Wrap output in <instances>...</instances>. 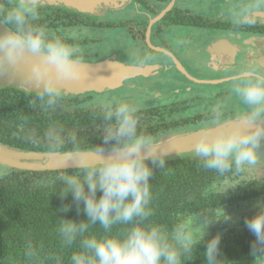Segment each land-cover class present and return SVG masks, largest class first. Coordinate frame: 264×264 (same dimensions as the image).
Instances as JSON below:
<instances>
[{
    "label": "clouds",
    "instance_id": "9594fccd",
    "mask_svg": "<svg viewBox=\"0 0 264 264\" xmlns=\"http://www.w3.org/2000/svg\"><path fill=\"white\" fill-rule=\"evenodd\" d=\"M229 2L227 41H238L251 58L257 52L246 30L264 16V0ZM44 7V0H0V75H18L34 93L49 122L42 129L21 124L14 134L47 148L50 162L55 158L58 165L54 182L60 185V196L72 198V204L64 205L62 211L75 205L86 216L83 220L60 219L62 246L77 248L69 264H186L204 241L208 227L231 217L219 216L215 209L200 213L206 232L199 239L193 237L191 215H178L168 227L150 219L154 216L150 181L157 169L166 167L169 150L144 129L142 106L134 98L98 100L93 134L100 143L96 145L86 143L77 129L52 119L69 91L66 84L89 79L91 71L84 67L82 49L41 22ZM126 52L136 64L151 59L140 49ZM229 96L236 97L241 107L225 119V101L212 104L195 133L194 157L202 168L220 177H240L243 183L237 181L235 187L264 175V74L242 67ZM256 207L258 212L244 224L255 237L251 254L264 259V202L258 201ZM96 225L103 234H89ZM221 239L218 233L206 241L205 264H228ZM26 255L38 257L39 248L29 242ZM49 258L62 264L60 256Z\"/></svg>",
    "mask_w": 264,
    "mask_h": 264
},
{
    "label": "flooded vegetation",
    "instance_id": "af4514ba",
    "mask_svg": "<svg viewBox=\"0 0 264 264\" xmlns=\"http://www.w3.org/2000/svg\"><path fill=\"white\" fill-rule=\"evenodd\" d=\"M44 3L41 21L51 31L67 38L78 48L91 49L95 53L94 57L83 56L84 63L110 59L127 65L151 66L157 70L150 75L126 79V82L137 80L130 89L135 90L139 101H154L155 108L175 111L172 119L190 120L186 128L171 132L159 138L160 141L198 132L201 122L207 118L209 106L218 99L224 100L227 105L225 119L231 118L239 110L231 104L238 106L239 102L236 97L229 96V88L240 69L245 67L250 72L264 74V16L258 18L254 27L246 30L251 46L257 52L249 58L238 41H227L229 0H44ZM171 5V10L158 20ZM152 23L154 25L150 28ZM133 48L149 54L151 59L142 65L128 60L126 50ZM160 74L166 77V85L157 80ZM178 79L184 82H178ZM151 81L158 87L157 90H151ZM197 86L207 88L196 90ZM162 89L166 92H160ZM147 90L152 91V95H147ZM110 91L106 89L86 94L104 95ZM157 92L160 94L156 97ZM166 98L172 100L167 101ZM162 99L164 102L160 101ZM202 102L207 111L198 112V108L203 107ZM232 179L235 180L231 178L229 182H234ZM236 179L243 183L240 177ZM209 189L225 200L216 213L219 216L225 213L231 219L213 223L205 236L213 237L219 233L223 237L231 226L258 212L257 202H264V175L246 185L219 191L214 184ZM253 190L259 194L249 197ZM237 192L243 193L241 201ZM231 198L238 200L233 206L227 203ZM198 221L199 217H196L192 227L194 239H199L206 232H193ZM223 227L226 229L222 230ZM249 251L251 255V247ZM240 264H264V259L258 258L253 262L249 259Z\"/></svg>",
    "mask_w": 264,
    "mask_h": 264
},
{
    "label": "trees",
    "instance_id": "16d2710c",
    "mask_svg": "<svg viewBox=\"0 0 264 264\" xmlns=\"http://www.w3.org/2000/svg\"><path fill=\"white\" fill-rule=\"evenodd\" d=\"M101 94L103 93L77 96L66 94L63 105L52 119L58 120L66 128L77 129L89 145L99 144L100 140L93 133L98 123L96 98L106 97ZM38 103L32 91L0 85L1 144L25 152H47L45 146L26 143L14 134L21 124L39 129L48 124V118L40 112ZM147 105L142 107L141 123L148 133L158 139L190 124L189 119H172L175 111ZM163 141L165 140L160 142ZM0 166L5 171L0 173V264H56L54 258H49L55 256L62 257V264H69L70 256L77 248L75 245L62 246L58 235L60 219L83 220L86 216L82 211L78 213L75 205L68 212L62 211L64 205L72 204V198L70 195L67 198L60 196V185L54 182L57 170L27 171ZM218 177L214 172L202 168L194 154L168 158L166 167L157 169L150 181L153 192L151 206L154 211V216L150 219L168 227L178 215H191L194 223L200 213L211 209L219 210L225 200L209 189ZM258 194V191L253 190L249 197ZM237 195L241 201L243 193L237 192ZM229 201L227 203L233 206L238 200L231 198ZM225 229L226 227L222 228ZM89 234L101 235L103 230L96 225L89 229ZM211 238L212 236L204 237V241L196 246L186 264H205L203 252L206 241ZM254 239L244 222L234 224L221 239L223 258L228 264H240L249 259L253 262L256 258L250 255L249 249ZM29 242L39 248L38 257L26 255Z\"/></svg>",
    "mask_w": 264,
    "mask_h": 264
},
{
    "label": "water",
    "instance_id": "95a60500",
    "mask_svg": "<svg viewBox=\"0 0 264 264\" xmlns=\"http://www.w3.org/2000/svg\"><path fill=\"white\" fill-rule=\"evenodd\" d=\"M173 5L169 7L158 19L171 10ZM157 20V21H158ZM154 24L150 25V28ZM0 30L3 26L0 25ZM116 60H106L99 63H84V67L90 70V78L83 81H70L66 84L69 91L66 94H80L86 91H104L110 88H117L124 80L137 76H145L157 71L151 66L127 65ZM0 84L17 86L26 90L24 81L18 75L4 74L0 75ZM31 91V90H29ZM196 133V132H195ZM195 133L182 135L165 140L161 143L166 144L169 150V156L187 153L194 150ZM0 164L27 171H56L58 166L55 158L50 162V157L46 153L25 152L16 148L8 147L0 143Z\"/></svg>",
    "mask_w": 264,
    "mask_h": 264
},
{
    "label": "rangeland",
    "instance_id": "374dc122",
    "mask_svg": "<svg viewBox=\"0 0 264 264\" xmlns=\"http://www.w3.org/2000/svg\"><path fill=\"white\" fill-rule=\"evenodd\" d=\"M82 52H83V56H90V57H94L95 56V53H93V51L91 49L90 50L83 49ZM117 61H119V60H117ZM119 62L124 63L122 61H119ZM157 80L160 81V82H163L164 85H166V83H165L166 77L163 76L162 74H160L159 76H157ZM177 81L178 82H181V81L184 82L182 79H178ZM136 83H137V80H129L127 82H126V80H124L123 83H121L120 86H118L117 88H110L111 91L108 92L107 94H104V96L117 97V98H124L125 96H127V97L134 98L142 107H144L147 104H148L147 106L153 105L152 103H154V101H144V100H140L139 101V97H137V93L135 92V90H131L130 89L131 86L133 84H136ZM151 88H152L151 90H157L158 89V87L152 81H151ZM204 88H207V87H199V86L195 87L196 90H202ZM162 91H163V93H165L166 92V89H162L160 92H162ZM88 92H92V91H86V92L80 93V94H69V95H76V96L77 95H86V93H88ZM145 93L147 95H152V91H150V90H147ZM158 94H160V93L157 92L155 94V96L157 97ZM101 95H103V94H101ZM100 99H103V97L96 98V101H98ZM147 99H150V97H148ZM158 100L159 99H157L156 101H158ZM166 100L167 101H171L172 98H166ZM160 101H163L164 102V99H162ZM202 106H203L202 108L201 107L198 108V112H205V111H207V106L203 102H202ZM231 106L235 107V110L236 109H239L241 107L240 105H238V106H240V107H238L235 104H231ZM209 107H211V106H209ZM174 137H176V136H174ZM185 154L186 155H192V154H194V150L193 151H189V153L187 152ZM181 155H184V154H181ZM181 155H179V156H181ZM0 173H5L4 168L1 167V166H0ZM231 178H234L235 179V180L232 179L234 182L240 181V179H236V177H226V176L220 177L219 176L218 179L214 182V184H215V186L218 187V190L219 191H222V190H224L227 187H233L234 186V184H235L234 182H229V180ZM221 187H225V188H221ZM212 225H213V223L208 227V229ZM204 231H206V226L203 223H201L200 220H199L198 221V224H197V227H196V229L193 232L201 233V232H204Z\"/></svg>",
    "mask_w": 264,
    "mask_h": 264
}]
</instances>
